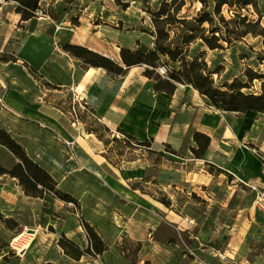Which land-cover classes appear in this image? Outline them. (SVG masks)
<instances>
[{
    "label": "crops",
    "instance_id": "obj_1",
    "mask_svg": "<svg viewBox=\"0 0 264 264\" xmlns=\"http://www.w3.org/2000/svg\"><path fill=\"white\" fill-rule=\"evenodd\" d=\"M46 21L39 17L22 21L18 14L0 20V54L6 51V58L0 59V129L50 174L57 190L80 202L84 222L105 245L100 260L122 261L117 250L123 239L145 244L142 249L150 247L157 264L173 257L174 247L155 239V230L161 224L185 227L173 203L179 192L210 202L216 199L224 180L210 172L209 165L236 176L232 185L239 178L247 186L264 190V164L253 152L264 155V116L220 112L186 84H178L173 94L156 92L154 82L142 74L144 66L131 67L121 76L85 67L61 49V38L72 37L70 29L55 28ZM254 114L257 119L248 123L245 118L253 119ZM99 125L108 134L101 136L95 129ZM247 128H252L250 134ZM119 130L137 142L150 140L151 156L140 152L131 160H121L108 153L109 144L104 141ZM192 132L210 138L201 158L190 153ZM246 140L253 148L244 146ZM66 142L72 143V161L62 158L68 150ZM165 144L175 154L162 151ZM200 189L205 191L201 195ZM159 196H166L167 205ZM232 210L235 223L212 233L218 243L209 241L220 250L208 245L202 249L203 242H198L205 256L201 259L211 264H264V215L255 220L249 205L235 204ZM142 211L147 216L140 219ZM242 222L245 225L240 227ZM81 223L70 213L58 227L65 239L83 251L90 244ZM47 225H40L41 232ZM85 260L81 256L73 261Z\"/></svg>",
    "mask_w": 264,
    "mask_h": 264
},
{
    "label": "rangeland",
    "instance_id": "obj_2",
    "mask_svg": "<svg viewBox=\"0 0 264 264\" xmlns=\"http://www.w3.org/2000/svg\"><path fill=\"white\" fill-rule=\"evenodd\" d=\"M163 1L169 3L171 0H40L36 15L39 18H46V23L51 21L55 28L66 27L70 29L68 33L72 37L61 38V46L72 41L73 43H83L86 48L90 47L96 51L104 52L108 58L117 61L119 60L116 55L118 49L134 50L138 48L139 44L153 48L151 14L158 9ZM180 1H183L184 4L177 15L178 18L190 20L202 7L199 0H178V2ZM209 1L211 3V0ZM227 1L234 2V5L232 7L228 4L222 6L221 14L225 19L233 18L234 13H237L246 17L247 22L255 23L258 21V26L253 28L256 33L261 28L264 29V0H256L255 7L248 5L245 8H240L235 0ZM16 15L14 2L0 0L1 22L5 19H12ZM203 27L209 26L204 24ZM167 30L170 33V45L172 47L182 46L181 37L185 33L184 28L180 24H176L167 27ZM205 35L209 36L208 33ZM263 39L261 36L249 33L240 37L238 41H234L232 46L221 42L222 50H209L198 39L189 46H185L184 50L187 53V60L196 57L198 61L206 63L210 72H214L218 68V72L210 73V76L214 86L222 87L224 83H231L235 80L246 83L245 73L247 70L256 74H264ZM56 40L57 38L54 39V42ZM4 53L0 54V59L6 58L5 50ZM179 65V63H172L163 56L156 73L160 75L158 72L160 68H165L168 71L177 69ZM261 82L256 79L242 91L257 95L261 93ZM253 113L261 118L264 116L262 113ZM255 114L252 116L253 119L245 118L249 120L248 123L257 119ZM261 124L263 125L261 131L264 134V122ZM14 125L16 127L17 124ZM95 129L100 132L101 136L108 134L100 125L96 126ZM250 131L252 132V128H247V133ZM113 138L117 140H113ZM113 138L110 136L104 142L106 145L109 144L108 153L114 154L116 159L131 160L140 152L148 156L152 154L148 150L150 147L138 144L136 146L131 145L118 132L113 134ZM189 140L191 141V138ZM189 140H186L182 152L187 147ZM244 143L247 148H253L247 140ZM192 144L195 146L193 142ZM160 149L165 151L164 148ZM66 151V155L63 154L62 158L72 161L74 157L71 158L68 150ZM256 153L264 164V155L259 152ZM16 163L17 159L6 148L0 146V165L10 169ZM220 174L224 180V186L212 202L205 198V200L201 199L193 193L186 194L185 191L179 192L175 196L174 207L180 213L186 228L180 226L181 230H179L177 227L161 224L155 230V239L174 247L173 257L171 256L168 260L164 259L163 264H188L189 260H196L199 264H211L201 259L205 257L201 250L207 249L205 245L220 250V246L213 247L214 242L209 241L218 243L215 240L217 235L212 233H216L217 229L221 227L226 229L235 223V214L233 210L231 211L235 204L251 206L254 209L255 220H260L261 216L264 215L254 205L255 194L248 188L249 186L239 178L232 185L231 181L237 178L225 170H222ZM232 190L235 191L233 195H231ZM198 192L203 194L202 192L205 191L200 189ZM163 198L166 199V196L158 197L160 200H165ZM81 211L80 202L66 203L52 194H48L44 198L25 196L16 179L8 175L0 176V264H86L87 262L89 264H106L100 260L98 254L92 252L83 255L88 260L76 263L73 261L75 259L67 255L58 244L59 239L64 237L58 227L60 220L72 213L73 219L76 216L80 223L84 222ZM142 216H147L145 211H142L138 218L142 219ZM4 220L10 221L9 226L11 228L5 226ZM46 224L49 225L44 227V232H41L40 228ZM243 225H245L244 222L240 223L239 226ZM24 232L34 234V237L26 248L18 251L13 246L12 240ZM198 242H203L204 248L199 249ZM144 245L123 239L117 250L118 255L123 260L116 264H157L156 257H154L150 247L142 249ZM121 251L124 252L123 255ZM260 251L261 249L257 252ZM216 255L220 257L218 253ZM159 258L162 259L160 253Z\"/></svg>",
    "mask_w": 264,
    "mask_h": 264
},
{
    "label": "trees",
    "instance_id": "obj_3",
    "mask_svg": "<svg viewBox=\"0 0 264 264\" xmlns=\"http://www.w3.org/2000/svg\"><path fill=\"white\" fill-rule=\"evenodd\" d=\"M11 1L14 2L15 12L22 21L37 17L36 13L39 9L40 0ZM199 1L202 7L190 20L177 17L184 4L183 1L161 2L158 9L151 14L153 48L141 44L134 50L121 48L119 51L120 63L83 46L65 43L61 48L70 56L80 60L85 67L102 68L110 75L121 76L131 67L144 66L142 74L154 82L156 92L173 94L178 84H186L192 86L207 99L210 106L220 112L239 114L257 112L264 114V74H256L251 70H247L245 73L246 83L235 80L231 83H224L222 85L224 89L216 87L210 73H217L218 68L214 72H210L206 63L198 61L196 57L187 60V53L184 50L185 46H189L198 39L209 50H222L221 42L232 46L234 41H238L240 37L249 33L264 38V29L261 28L256 33L253 28L258 26V21L255 23L247 22L246 17H242L237 13H234L233 18L225 19L221 14L222 6L228 4L232 7L234 2H228L227 0H211V3L209 0ZM235 2L238 3L240 8H245L248 5L256 6V0H235ZM176 24H180L185 33L181 37L182 46L172 47L169 43L170 33L167 27ZM204 24L209 27H203ZM205 33H208L209 36ZM163 56L172 63H179L180 65L177 69L168 70L167 75L161 77L156 71ZM256 79L262 81L261 93L257 95L244 93L242 90L248 88L250 83ZM105 131L108 132L107 129ZM118 133L131 145L150 146V140L137 142L132 136L120 130ZM190 137L195 144L194 147L190 148V152L194 158H201L208 149L210 138L198 132H192ZM113 140L117 139L113 138ZM0 146L6 148L17 159V163L10 169L0 165V176L8 175L16 179L25 196L44 198L46 195L52 194L66 203H76V200L70 195L56 189V184L50 174L30 159L24 148L3 129H0ZM164 149L167 153L175 154V151L168 144L164 145ZM209 171L216 174L222 173L221 169L211 165H209ZM162 204L167 205V202L162 200ZM9 222L8 220L3 221L7 228H11ZM82 226L90 244L85 251L80 250L77 245L64 237H61L58 241L60 247L73 259H79L85 254H90V252L99 255L105 251V245L94 229L85 222H82Z\"/></svg>",
    "mask_w": 264,
    "mask_h": 264
},
{
    "label": "built area",
    "instance_id": "obj_4",
    "mask_svg": "<svg viewBox=\"0 0 264 264\" xmlns=\"http://www.w3.org/2000/svg\"><path fill=\"white\" fill-rule=\"evenodd\" d=\"M158 72H159L160 75H162V76H166V74H167V69H165V68H160V69H158ZM72 116H73L74 119H76L77 115H76L75 110L72 111ZM65 145L68 147V152H69V154H70V157L73 158V157H74V154H73V152H72V150H71V145H72V143H71V142H66ZM253 152L256 153L255 150H253ZM256 154H257V153H256ZM249 187H250L253 191H255L254 205H255V206H256V207H257L262 213H264V190H262V189H258V188L254 187V186H251V185H249Z\"/></svg>",
    "mask_w": 264,
    "mask_h": 264
},
{
    "label": "bare ground",
    "instance_id": "obj_5",
    "mask_svg": "<svg viewBox=\"0 0 264 264\" xmlns=\"http://www.w3.org/2000/svg\"><path fill=\"white\" fill-rule=\"evenodd\" d=\"M34 234L22 233L13 238L12 244L18 250L22 251L26 248L29 242L33 239Z\"/></svg>",
    "mask_w": 264,
    "mask_h": 264
}]
</instances>
